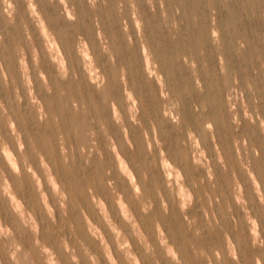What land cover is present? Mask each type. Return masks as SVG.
<instances>
[{
	"label": "clouds",
	"instance_id": "clouds-1",
	"mask_svg": "<svg viewBox=\"0 0 264 264\" xmlns=\"http://www.w3.org/2000/svg\"><path fill=\"white\" fill-rule=\"evenodd\" d=\"M253 21L264 0H0V264H264Z\"/></svg>",
	"mask_w": 264,
	"mask_h": 264
},
{
	"label": "rangeland",
	"instance_id": "rangeland-1",
	"mask_svg": "<svg viewBox=\"0 0 264 264\" xmlns=\"http://www.w3.org/2000/svg\"><path fill=\"white\" fill-rule=\"evenodd\" d=\"M234 9L238 10V5L237 3H233L231 5ZM217 9H218V13H219V20L221 21V23H224L228 20V15L227 13L223 10L222 6L217 3ZM144 10L147 11V8L144 6ZM150 15V14H149ZM257 23V24H256ZM254 24V25H253ZM245 26L248 28L249 31V36L252 39H255L254 36V32H261L264 33V25H262L259 21H253L250 24L246 22ZM252 35V36H251Z\"/></svg>",
	"mask_w": 264,
	"mask_h": 264
},
{
	"label": "bare ground",
	"instance_id": "bare-ground-1",
	"mask_svg": "<svg viewBox=\"0 0 264 264\" xmlns=\"http://www.w3.org/2000/svg\"><path fill=\"white\" fill-rule=\"evenodd\" d=\"M146 7V6H145ZM49 12L51 13L52 12V9H49ZM257 24V23H256ZM254 25V24H253ZM264 29V28H263ZM264 31V30H263ZM252 36V35H251Z\"/></svg>",
	"mask_w": 264,
	"mask_h": 264
}]
</instances>
